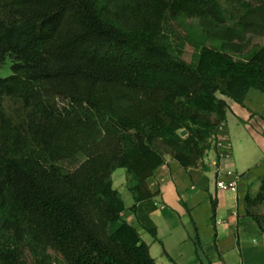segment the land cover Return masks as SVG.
<instances>
[{"label":"trees","instance_id":"trees-1","mask_svg":"<svg viewBox=\"0 0 264 264\" xmlns=\"http://www.w3.org/2000/svg\"><path fill=\"white\" fill-rule=\"evenodd\" d=\"M8 59L0 264H157L124 213L157 237L148 179L167 161L160 145L199 166L217 148L224 97L264 92V0H0V71ZM80 156L74 170L59 164ZM246 201L264 230V179Z\"/></svg>","mask_w":264,"mask_h":264},{"label":"crops","instance_id":"crops-1","mask_svg":"<svg viewBox=\"0 0 264 264\" xmlns=\"http://www.w3.org/2000/svg\"><path fill=\"white\" fill-rule=\"evenodd\" d=\"M224 98L229 107L217 129V148L197 167L184 168L167 158L148 179L157 205L150 214L157 237L142 227L134 212L124 213L157 264H264V230L248 213L246 201L248 194L260 191L264 179V92L251 88L245 104ZM118 179L117 185L113 178L114 186L129 208L135 200L127 173ZM233 180V189L218 186L219 181ZM197 234L203 242L199 255Z\"/></svg>","mask_w":264,"mask_h":264},{"label":"rangeland","instance_id":"rangeland-1","mask_svg":"<svg viewBox=\"0 0 264 264\" xmlns=\"http://www.w3.org/2000/svg\"><path fill=\"white\" fill-rule=\"evenodd\" d=\"M190 21H188L187 23H189ZM195 23V26L197 27V29H199V25H198V21L194 22ZM176 28L179 27V29L182 31L181 33H185L183 30H184V27L186 26V24H177L175 25ZM199 31V30H198ZM258 39L256 38V41ZM193 52H194V48L188 44L186 46V49H185V56L188 60H191L192 57H193ZM11 65H12V60L11 59H8L6 61V64L4 65L3 69L0 71V76H8L10 73H11ZM160 149L161 151L165 154L166 158H171V155L169 154V150L168 148L165 146V145H160ZM81 161H83V157L80 156L78 157V159L74 160V161H71V160H67V161H60L59 164L65 169V170H74L80 163ZM126 169L125 168H118L116 171H114V180H115V183L118 185V182H119V176L120 175H126ZM128 192L127 191H123V196L124 198L128 201ZM258 212H264V204L259 206L257 209H256ZM64 264V263H62Z\"/></svg>","mask_w":264,"mask_h":264},{"label":"built area","instance_id":"built-area-1","mask_svg":"<svg viewBox=\"0 0 264 264\" xmlns=\"http://www.w3.org/2000/svg\"><path fill=\"white\" fill-rule=\"evenodd\" d=\"M218 186L222 189H233L237 186V181L236 180H233V181H230L229 183H224L223 181H219L218 182Z\"/></svg>","mask_w":264,"mask_h":264},{"label":"water","instance_id":"water-1","mask_svg":"<svg viewBox=\"0 0 264 264\" xmlns=\"http://www.w3.org/2000/svg\"><path fill=\"white\" fill-rule=\"evenodd\" d=\"M183 135H185L186 134V131H183V133H182Z\"/></svg>","mask_w":264,"mask_h":264}]
</instances>
